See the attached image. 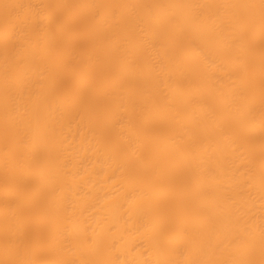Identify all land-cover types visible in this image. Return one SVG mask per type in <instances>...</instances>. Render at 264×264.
I'll return each mask as SVG.
<instances>
[{
	"label": "bare ground",
	"instance_id": "obj_1",
	"mask_svg": "<svg viewBox=\"0 0 264 264\" xmlns=\"http://www.w3.org/2000/svg\"><path fill=\"white\" fill-rule=\"evenodd\" d=\"M0 264H264V0H0Z\"/></svg>",
	"mask_w": 264,
	"mask_h": 264
}]
</instances>
